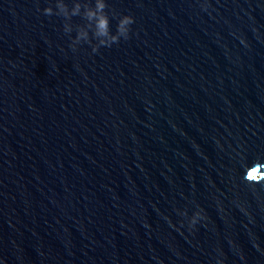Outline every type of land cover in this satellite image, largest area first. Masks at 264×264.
<instances>
[{
  "label": "water",
  "instance_id": "1",
  "mask_svg": "<svg viewBox=\"0 0 264 264\" xmlns=\"http://www.w3.org/2000/svg\"><path fill=\"white\" fill-rule=\"evenodd\" d=\"M106 3L0 0V264H264V0Z\"/></svg>",
  "mask_w": 264,
  "mask_h": 264
},
{
  "label": "clouds",
  "instance_id": "2",
  "mask_svg": "<svg viewBox=\"0 0 264 264\" xmlns=\"http://www.w3.org/2000/svg\"><path fill=\"white\" fill-rule=\"evenodd\" d=\"M108 5L106 0H72L69 7L65 0H54V7L48 6L43 9L47 16H58L63 18V31L66 34L76 32L72 38L71 45L73 50L81 43L92 45V51L97 52L100 47H111L119 43L120 39H128L130 26L134 23V18L130 15H123L118 18L116 32L110 28V17L106 11ZM80 17L83 24H73L72 18ZM95 41V43H93ZM182 215V214H181ZM201 213L197 212L191 219L194 225Z\"/></svg>",
  "mask_w": 264,
  "mask_h": 264
}]
</instances>
